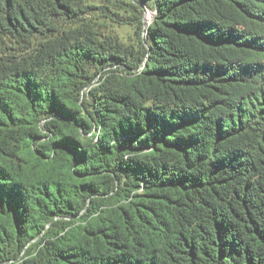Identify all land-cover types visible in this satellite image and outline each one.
Segmentation results:
<instances>
[{
	"label": "trees",
	"instance_id": "1",
	"mask_svg": "<svg viewBox=\"0 0 264 264\" xmlns=\"http://www.w3.org/2000/svg\"><path fill=\"white\" fill-rule=\"evenodd\" d=\"M133 1L0 0V264H264V0Z\"/></svg>",
	"mask_w": 264,
	"mask_h": 264
},
{
	"label": "rangeland",
	"instance_id": "2",
	"mask_svg": "<svg viewBox=\"0 0 264 264\" xmlns=\"http://www.w3.org/2000/svg\"><path fill=\"white\" fill-rule=\"evenodd\" d=\"M88 5L96 9H106L104 16L99 23H103L106 33L116 34L126 45L136 46L135 40V20L141 17L147 26V20L144 19L142 10L133 0H86ZM142 13V14H141ZM142 37L144 35L142 34ZM98 76L95 81L98 80Z\"/></svg>",
	"mask_w": 264,
	"mask_h": 264
},
{
	"label": "built area",
	"instance_id": "3",
	"mask_svg": "<svg viewBox=\"0 0 264 264\" xmlns=\"http://www.w3.org/2000/svg\"><path fill=\"white\" fill-rule=\"evenodd\" d=\"M154 12L148 8H145L144 9V19L147 20V26H149L153 20V17H154Z\"/></svg>",
	"mask_w": 264,
	"mask_h": 264
}]
</instances>
